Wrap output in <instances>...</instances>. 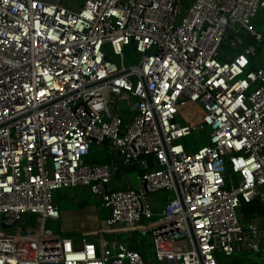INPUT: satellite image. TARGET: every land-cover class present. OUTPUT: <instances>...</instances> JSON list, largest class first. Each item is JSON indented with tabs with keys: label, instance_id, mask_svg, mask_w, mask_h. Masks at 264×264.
Listing matches in <instances>:
<instances>
[{
	"label": "built area",
	"instance_id": "1",
	"mask_svg": "<svg viewBox=\"0 0 264 264\" xmlns=\"http://www.w3.org/2000/svg\"><path fill=\"white\" fill-rule=\"evenodd\" d=\"M261 8L0 0V264H144L130 236L141 231L154 246L147 264H219L235 252L264 264V225L240 210L264 209V63L250 68ZM129 45L138 59L125 64ZM200 129L207 143L181 142ZM99 145L111 161H85ZM132 165L136 187L121 176ZM62 188L98 199L105 227L46 231ZM158 191L171 195L154 210Z\"/></svg>",
	"mask_w": 264,
	"mask_h": 264
},
{
	"label": "rangeland",
	"instance_id": "2",
	"mask_svg": "<svg viewBox=\"0 0 264 264\" xmlns=\"http://www.w3.org/2000/svg\"><path fill=\"white\" fill-rule=\"evenodd\" d=\"M82 0H77V2L80 4ZM70 2V0H68ZM71 2H75V0H71ZM252 25L253 27L259 31L262 34V42L255 46L254 54L251 57V63L250 68L255 67L257 64L264 63V8H261L258 10L254 18L252 19ZM224 51L228 52L231 56L234 54L235 51L229 49L227 46L222 47ZM106 49L109 52L110 58L113 60H116L117 57L111 55L108 45H106ZM132 47L129 45L127 49L124 50V59L125 64L132 63L133 61L136 62L138 59V54H135L132 56ZM119 107L121 109V113L123 117L126 119L129 118V116L132 114V112H129L126 110V106L124 102H120ZM181 123H183V119H178ZM181 142L189 147H198L202 144L207 143V129H200L197 131H194L190 135L184 137ZM107 148L104 145L99 146H93L91 148V151L89 152V155L86 159L91 161H96L103 156L102 152L106 150ZM86 161V160H85ZM90 162V161H87ZM128 175V179L132 186H137V176H138V170L134 169L133 171H126ZM66 190V188L59 189V192ZM72 191V190H71ZM84 195L86 196V199H88L89 203L92 202L95 203L98 206V218L99 220H103L106 215L107 211L102 209L99 204L100 201L96 199L88 190L84 191ZM170 192L165 191H158L154 194H151L147 197L149 202L152 204V208L154 210L160 209L162 204L165 201V198L167 196H170ZM58 201V208L65 209V202L64 200L59 197L57 199ZM92 203V204H93ZM59 209V210H60ZM240 210L245 213L246 215L250 214L253 210H255L256 214H258L259 217H262L264 222V210L262 208H254L253 206H245L241 205ZM33 218V217H32ZM147 220H144V223H146ZM34 221L31 220L29 224H33ZM37 223V222H36ZM61 223L60 220H46L44 225L46 231L50 232H58L61 229ZM132 245L137 248L138 250H143L146 252V258L150 261H155L154 259V246L151 243V238L149 234H143V232H137L134 236ZM219 264H259L258 258L255 254L252 252H246V253H239L235 252L232 256H224L222 254L217 255Z\"/></svg>",
	"mask_w": 264,
	"mask_h": 264
},
{
	"label": "crops",
	"instance_id": "3",
	"mask_svg": "<svg viewBox=\"0 0 264 264\" xmlns=\"http://www.w3.org/2000/svg\"><path fill=\"white\" fill-rule=\"evenodd\" d=\"M102 154H103L102 158L107 157L108 162H91V161L90 162L109 163L112 158L109 151L106 149L102 152ZM134 169L137 170V168L133 165L130 166L129 168H124L123 174L128 178L126 171H130V170L133 171ZM124 175L121 174V176ZM84 191L87 190L82 188H76V189L66 188V190H63L62 192L61 191L59 192L58 190L55 193L54 199L56 204L58 205L57 199L61 197L64 200L66 206L65 209L59 208L60 210H59L58 220H60V222L62 223H61V229L58 231V233H63L71 237H78L83 233H89L91 231L100 230L105 227L104 219L107 217V215L103 220H99L98 206L93 202H92L93 204L89 203L88 199H86V196L84 195ZM250 206H253L254 208H259V207L262 208L256 202L251 203ZM241 213L244 214V217L246 219H249L251 217H257L258 219H260V222L264 225L262 217H259L258 214H256L255 210L250 212V214L248 215H246L242 211ZM133 235L134 234L132 233L130 234V236Z\"/></svg>",
	"mask_w": 264,
	"mask_h": 264
},
{
	"label": "water",
	"instance_id": "4",
	"mask_svg": "<svg viewBox=\"0 0 264 264\" xmlns=\"http://www.w3.org/2000/svg\"><path fill=\"white\" fill-rule=\"evenodd\" d=\"M122 175H124V174L122 173ZM24 222H25V219L22 221V223H24ZM141 232H143V234H149V231H145V232L144 231H141ZM133 234H134L133 236H135L136 233H133ZM139 253L141 255V259L144 262V264H147V261H146V258H145V252L142 251V250H139Z\"/></svg>",
	"mask_w": 264,
	"mask_h": 264
},
{
	"label": "trees",
	"instance_id": "5",
	"mask_svg": "<svg viewBox=\"0 0 264 264\" xmlns=\"http://www.w3.org/2000/svg\"><path fill=\"white\" fill-rule=\"evenodd\" d=\"M86 158H87V157H86ZM86 158H85L86 161H91V160H88V159H86ZM91 162H96V161H91ZM98 162H108V161H107V157H105V158H102V157H101V158L98 160ZM256 203H257V202H256ZM250 205H251V203H250V204H246L245 206H250ZM262 208H263V207H262Z\"/></svg>",
	"mask_w": 264,
	"mask_h": 264
},
{
	"label": "snow or ice",
	"instance_id": "6",
	"mask_svg": "<svg viewBox=\"0 0 264 264\" xmlns=\"http://www.w3.org/2000/svg\"><path fill=\"white\" fill-rule=\"evenodd\" d=\"M5 2H7V0H5Z\"/></svg>",
	"mask_w": 264,
	"mask_h": 264
}]
</instances>
